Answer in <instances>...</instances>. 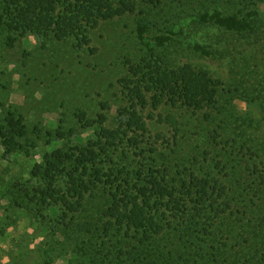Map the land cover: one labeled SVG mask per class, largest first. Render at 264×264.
<instances>
[{
  "label": "trees",
  "instance_id": "16d2710c",
  "mask_svg": "<svg viewBox=\"0 0 264 264\" xmlns=\"http://www.w3.org/2000/svg\"><path fill=\"white\" fill-rule=\"evenodd\" d=\"M164 2L0 0V36L6 48L26 34L46 43L74 38L87 44L89 32L101 23L156 15ZM240 15L216 12L209 21L236 35H254L251 20ZM147 68L148 79L135 82L130 106L118 112V123L112 120L107 127L106 116L89 119L84 111L75 113L82 128L94 129V139L68 142L77 133L65 114L64 127L44 132L50 141L63 142L35 165L32 175L43 186L29 201L55 215L58 208V224L77 228L80 252L91 263L264 264V143L248 145L230 136L224 83L207 71L189 65ZM136 70L139 74L143 68ZM148 93H153L154 111L163 103L180 111L145 117ZM4 105V154L35 150L33 140H40L42 132L29 129L16 108ZM101 108L108 109L106 103ZM193 118L206 125L198 144L190 141L193 134L197 137ZM147 121L171 131L153 135ZM56 179L62 181L60 191L54 188Z\"/></svg>",
  "mask_w": 264,
  "mask_h": 264
},
{
  "label": "rangeland",
  "instance_id": "374dc122",
  "mask_svg": "<svg viewBox=\"0 0 264 264\" xmlns=\"http://www.w3.org/2000/svg\"><path fill=\"white\" fill-rule=\"evenodd\" d=\"M164 4L156 15L101 23L89 32L87 44L74 38L46 43L26 34L13 48H6L0 36V115L2 104L16 108L29 129L42 132L28 154L7 156L0 145V264H97L80 252L82 234L76 233L77 228L58 224V208L55 215L29 201L43 186L32 171L55 144L61 147L63 141H50L44 132L64 127L62 115L77 133L68 139L72 145H81L78 139H94V129L82 128L75 117L78 111L89 119L106 116L107 127L112 120L118 123V112L130 106L135 82L148 79V64L151 69L189 65L221 80L230 136L248 145L264 143V0H165ZM216 12L250 19L255 34L236 35L210 22ZM138 68H143L139 74ZM152 95L147 94L145 117L180 111L166 103L154 111ZM101 103L108 109L102 110ZM195 120L191 122L197 137L193 134L190 141L198 144L206 125ZM152 122L147 125L153 135L171 131ZM61 184L56 179L54 188L60 191ZM87 240L86 247L91 245Z\"/></svg>",
  "mask_w": 264,
  "mask_h": 264
}]
</instances>
